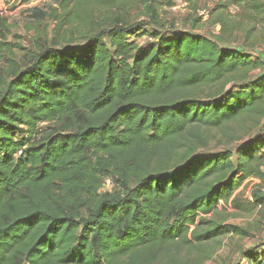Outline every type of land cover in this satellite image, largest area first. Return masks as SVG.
Here are the masks:
<instances>
[{"label": "trees", "instance_id": "obj_1", "mask_svg": "<svg viewBox=\"0 0 264 264\" xmlns=\"http://www.w3.org/2000/svg\"><path fill=\"white\" fill-rule=\"evenodd\" d=\"M54 3L33 16L57 20V36L97 10L125 12L80 45L38 36L28 63L0 66V264H154L174 248L246 234L197 219L220 200L238 207L246 180L259 181L252 206L264 208V131L234 149L201 145L203 128L264 117V59L252 56L264 43L252 36L264 0H227L254 9L252 27L221 16L211 36L162 32L159 9L172 0ZM138 5L156 30L128 18ZM6 24L0 18V52L13 53ZM241 29L243 44L232 46ZM143 36L152 41L131 39ZM101 174L117 189L101 194ZM241 258L264 264V250Z\"/></svg>", "mask_w": 264, "mask_h": 264}, {"label": "rangeland", "instance_id": "obj_2", "mask_svg": "<svg viewBox=\"0 0 264 264\" xmlns=\"http://www.w3.org/2000/svg\"><path fill=\"white\" fill-rule=\"evenodd\" d=\"M227 0H172V5L163 4L159 11L163 22L167 26L162 32L190 31L205 36L216 34L219 27V18L229 16L242 21L243 28L252 27L251 22L245 19L249 14L247 10H254L249 6L230 5L226 7ZM56 7L54 0H33L29 3H21L20 0H0V18L6 20V28L3 29L7 35V42L15 44L17 47L13 53L6 50L0 52V66L7 63V57L28 63L37 48L36 38L42 36L45 42L54 46V39L60 40V46L71 43L80 45L93 34H98L100 30L110 25L112 17L121 16V10H97L94 19L85 27L79 23L66 25L57 36V20L51 16L35 21L34 10H41L52 13V8ZM145 9L138 5L128 13V18L132 23L140 25L152 31L156 28L145 15ZM150 22V23H149ZM258 20L253 37L258 40L264 39V26ZM145 26V27H144ZM157 29V28H156ZM155 29V30H156ZM142 30V29H141ZM160 31V30H159ZM236 41L232 46L243 44L245 31L241 29L235 34ZM140 45L151 42L149 36L139 39L132 37ZM107 41V40H106ZM253 57L264 59V43L259 42ZM264 72V69L261 71ZM258 72V73H261ZM257 73V74H258ZM206 144L201 145V150L206 152H219L220 150L235 148V145L244 142L264 131V117L259 120L240 119L228 123L221 128L204 129ZM181 150L177 155V160H181L185 154ZM187 153V152H186ZM258 180H246L235 193L238 198V207L233 205L232 199L229 203L220 200L215 210L208 214H200L197 221L205 218L207 224L234 225L243 228L246 234L227 233L215 240L204 242L203 244H189L186 247L174 248L168 257L159 260L154 264H246L242 260V254L249 250H264V208L252 206V192L257 188ZM98 188L101 194L117 189L113 178L105 174L98 176ZM240 205V207H239ZM88 213L83 211V216ZM176 217H171L170 222H174ZM206 224V225H207ZM205 225V226H206Z\"/></svg>", "mask_w": 264, "mask_h": 264}, {"label": "built area", "instance_id": "obj_3", "mask_svg": "<svg viewBox=\"0 0 264 264\" xmlns=\"http://www.w3.org/2000/svg\"><path fill=\"white\" fill-rule=\"evenodd\" d=\"M21 153V152H20Z\"/></svg>", "mask_w": 264, "mask_h": 264}]
</instances>
